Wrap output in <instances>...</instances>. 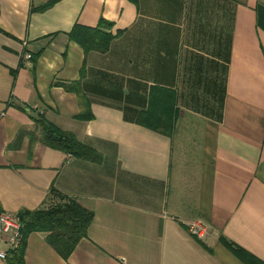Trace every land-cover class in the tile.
<instances>
[{"label": "crops", "instance_id": "1", "mask_svg": "<svg viewBox=\"0 0 264 264\" xmlns=\"http://www.w3.org/2000/svg\"><path fill=\"white\" fill-rule=\"evenodd\" d=\"M75 25L117 34L86 51ZM40 115L98 161L31 141ZM69 198L86 236L62 258L31 232L24 264H264V0H0V211Z\"/></svg>", "mask_w": 264, "mask_h": 264}, {"label": "trees", "instance_id": "2", "mask_svg": "<svg viewBox=\"0 0 264 264\" xmlns=\"http://www.w3.org/2000/svg\"><path fill=\"white\" fill-rule=\"evenodd\" d=\"M137 5L138 0H129ZM112 23L100 19L99 28H111ZM99 28H85L75 25L69 32L70 38H74L87 50H98L105 52L109 49L111 41L116 34L101 31ZM76 86H72L74 89ZM76 91L80 93L78 88ZM155 94L151 95L150 109L140 113L141 123L146 124L154 130L164 126L163 116L171 107L172 115L178 112L173 108L175 95L173 92L163 88H155ZM166 93L163 96L160 93ZM167 97V98H166ZM167 100V101H166ZM172 100V102H170ZM155 110V111H154ZM87 111V110H85ZM82 115H85L84 112ZM80 115V118H84ZM148 122L152 124H148ZM38 135L31 137V141L38 140L43 145L57 149L73 156L98 161V154L88 145L80 142L74 133L64 131L46 120L43 115L36 119ZM62 196V195H60ZM62 198H65L62 196ZM18 216L22 222L21 240L18 247L8 251L6 255L7 264H24L23 255L25 251L26 237L34 231L46 232V239L53 249L62 257L67 258L75 248L80 239L86 236L87 228L93 219V212L81 207L75 200L69 198L67 202L60 205H52L47 208H39L33 211H21Z\"/></svg>", "mask_w": 264, "mask_h": 264}, {"label": "built area", "instance_id": "3", "mask_svg": "<svg viewBox=\"0 0 264 264\" xmlns=\"http://www.w3.org/2000/svg\"><path fill=\"white\" fill-rule=\"evenodd\" d=\"M25 58H31L30 54H25ZM22 222L17 214L0 211V240L7 246V251L0 250V258L6 259L8 251L14 250L18 247L21 240ZM189 232L197 237L203 239L208 235L209 229L200 220H193L187 223Z\"/></svg>", "mask_w": 264, "mask_h": 264}, {"label": "rangeland", "instance_id": "4", "mask_svg": "<svg viewBox=\"0 0 264 264\" xmlns=\"http://www.w3.org/2000/svg\"><path fill=\"white\" fill-rule=\"evenodd\" d=\"M201 110V109H200Z\"/></svg>", "mask_w": 264, "mask_h": 264}]
</instances>
